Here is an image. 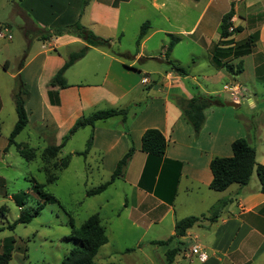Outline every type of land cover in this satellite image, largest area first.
I'll return each instance as SVG.
<instances>
[{
    "label": "crops",
    "instance_id": "crops-1",
    "mask_svg": "<svg viewBox=\"0 0 264 264\" xmlns=\"http://www.w3.org/2000/svg\"><path fill=\"white\" fill-rule=\"evenodd\" d=\"M59 1L20 0L19 9L21 12L30 13L38 26L46 28L50 26V21H44L41 16L42 12L47 13L46 7L52 8L55 5L54 7L63 9L61 11L50 9V14L54 16V22L60 20L63 12L65 14V10L71 8L73 21L65 23L62 27L79 22L94 34L101 36L97 29L110 30L109 32H114L117 29L120 3H126V0H88V3L86 5L84 3L81 8L85 0H64V7L60 6L62 2L60 4ZM243 1L235 0L234 2ZM250 1L247 7L259 6L257 13L250 16L252 18L262 16L257 26L258 36L255 46H259L257 48L258 55H263V58H252L253 66L251 65L254 77L257 79L258 72L261 70L262 74L264 71V0ZM233 23L232 21V25ZM31 24L34 23L31 21ZM41 43L42 51L36 49L30 57H27L29 59L23 62V66L18 70V75L25 84H27L25 78H30L32 74L36 79L44 78L45 93L49 90L57 91L55 88H50L48 82L68 55L79 50L84 46V43L73 35L66 38L63 36L51 37ZM43 44H47V48ZM51 51L55 52L53 53L55 56H51ZM148 59L150 58H143L141 52H138L133 57V62L126 67L125 63L120 58L113 56L110 51L90 48L87 54L69 69L78 65L77 72L95 76L102 81L99 85L94 86L99 87L97 100L91 102L88 94L84 95L85 88H74L79 83L72 84L68 80L69 69H67L64 77L69 87L58 90L60 105L59 107L49 106V112H52L55 118L60 115L56 112H67L66 117L68 118L64 120V124L69 130L76 120L85 116L83 110L86 108V110H93L92 103L97 101L103 103L100 110L109 108L127 110L124 119L116 116L98 121L93 127H85L90 129L89 136L92 135V141L87 155L79 157H82L83 160L91 158L96 162V168L103 167L110 179L117 162L130 149H133L122 176L112 183L121 181L123 185L127 186L128 191L124 194L120 206L114 211L111 210V216L122 224V229L128 235L131 232L136 233L137 242L135 245L137 249L147 246L150 254L154 256V259H150L149 264H167L166 252L177 247L178 242L182 244L180 247L183 246L184 241H188V249L192 244L197 243L207 252L208 259L204 262H199L192 257L199 264H264V194L259 191L258 180L251 182L255 172L246 186L240 187L237 184H232L222 192H216L209 188L212 180L210 161L214 157H230L232 155L231 143L236 139L244 138L255 149L256 162L264 166V109H262L264 102L256 100V94L248 92L245 90V86L241 85L242 77L246 73L244 58L224 59L231 63L243 62V71L239 76L232 77L218 67H215V71L211 72L208 78L214 83L216 82L215 84L225 79L221 90H207L203 93L198 84L194 83V77L191 82L188 74L180 76L165 68L162 72L155 73L156 81L154 85L150 86V89H153L152 92L140 94L138 99L132 98V100L124 102L126 96L136 90L138 82L141 84V80L123 87L120 84V79L127 77V73L130 72L137 74H140V70H143L141 73L147 72L146 66L139 68V71L134 68L136 62H142L145 65ZM33 71L34 73L29 74ZM144 75L146 76H142L143 78H148L147 73ZM144 86L149 87V85ZM224 87L232 90L234 95H231ZM42 89L44 88L39 86L40 93ZM71 90L76 91L77 94L74 96L75 99L71 97L68 100L65 93ZM221 92L228 95L224 102H235L238 107H226L221 101L209 107L204 111L203 126L195 135L192 127L183 118L176 101L189 100L196 94H214L212 96L219 98ZM243 100L246 101L245 109L250 112H233V110L241 109ZM64 101L67 108L61 111L64 109ZM95 111L97 110L95 109L91 113ZM253 111L258 112L251 113ZM50 116L54 119L53 115ZM30 122L28 119L27 124ZM248 126L251 127L249 131L247 130ZM147 129H157L166 140L165 154L158 165L152 161L147 165V155L141 152V136ZM250 134L253 135L250 136ZM82 151L71 150L69 152L70 161L74 156H77L76 153ZM176 162L180 163V168L173 198L174 176L178 169ZM153 167L157 170L153 171ZM224 200L229 202L222 208L214 221L204 218L186 231L183 238L172 239L166 245L154 243L171 238L174 235V224L177 220L189 216H205L207 218L210 209ZM39 202L41 203L40 199ZM96 214L99 215L102 222L101 207L98 208ZM196 229L205 233L204 241H201L203 237ZM2 242H0V249ZM108 246L112 247L109 249L114 251L113 254L120 253V251H116L109 239L107 244L102 247ZM181 249L179 254L184 257L185 249L183 247ZM127 250L134 251L128 248L124 252L130 253ZM13 253L10 262L13 259ZM97 255L98 252L95 259ZM178 256H175L173 264H177Z\"/></svg>",
    "mask_w": 264,
    "mask_h": 264
},
{
    "label": "rangeland",
    "instance_id": "rangeland-1",
    "mask_svg": "<svg viewBox=\"0 0 264 264\" xmlns=\"http://www.w3.org/2000/svg\"><path fill=\"white\" fill-rule=\"evenodd\" d=\"M234 1L233 9L236 8V11L234 10L232 27L241 28V32L234 33L229 38L233 45L231 51H229L231 48L228 49L227 39L220 40L218 37L221 18L231 8L230 0H126V3H120L117 29L114 32L97 29L101 35L99 37L109 40L111 49L121 56L123 55L120 59L126 67L133 62V57L138 52H141L143 58H150L145 65L142 62L135 63L136 71L146 66L147 72L141 73L143 70H140V74L127 73V77L120 79V84L123 87L130 86L142 80V76H146L144 74L147 73L148 80L151 81L146 85L152 86L156 81L155 73H160L167 68L166 61L168 60L183 68L190 77L189 81L192 82V77H194V83L198 84L203 93L207 90H221L225 79L215 84L216 82L214 83L208 78L211 72L215 71V65L212 63L215 45L218 42L221 43L219 49L225 50L227 53L225 58H235V50L239 49L238 45L245 43L250 35L256 36L257 26L262 18L259 16L260 18L254 17V19L250 16L257 13L259 7H247L250 0L236 3ZM59 2L60 4L62 2L61 5L59 4L60 6H65L64 0ZM84 3L86 5L88 0L83 2L81 8ZM54 6L46 7L47 13L42 12L43 20L50 21V26L41 28L32 19L30 13L20 11V0H0V32L2 34L0 37V207L5 208L3 214L0 215V226L4 227L0 232V242L5 239L15 240L13 259L10 264H59L69 250L78 245L68 239L71 232L69 221L71 220L75 227H79L101 207V224L105 228L107 242L109 239L116 251H120V253L113 254L114 251L109 249L112 248L111 246L102 247L99 249L96 259L94 258V262L96 264H149L150 259H154V256L150 254L147 246L137 249L135 245L137 242L136 233L131 232L128 235L122 229V224L111 216V210L114 211L123 202L124 194L128 191L127 186L123 185L121 181H116L107 187L108 189L102 195L86 197L87 190L96 188L109 180V175L104 172L103 167L98 169L96 162L91 158L83 160L79 156H74L69 165L62 170L58 171L53 167L54 163L58 164L67 157L71 150H84L90 129L80 130L67 141L64 140L69 131L64 124V120L68 118L66 117L67 112H56L60 115L55 118L54 114L48 110L49 106L59 107V92L57 90L50 94L49 91L54 90H49V93H45L44 78L36 79L35 76H32L34 71L29 72L32 74L30 78H25L27 84L19 77L28 92L25 111L27 119H30L31 122L15 138V143L26 144L27 148L34 151L35 157L31 161L25 160L19 155L17 147L14 145L5 149L7 138L17 120L13 95L18 87L19 64L21 61L29 59L27 57H30L36 49L42 51L40 49L42 40L36 36V29L52 33L57 29L64 28L62 25L65 23L73 21L70 8L65 10V14L63 12L60 20L54 22V16L50 14V9L53 11L55 9L63 10ZM31 21L36 26L31 24ZM145 22H148L147 33L137 45L141 25ZM62 36L66 38L69 34L63 32ZM172 39L177 42L169 56L166 57L165 49ZM43 45L47 48V44ZM258 47L253 44L252 50L243 56L246 73L242 77L241 85L245 86V90L248 92L255 93L256 100L264 102V71L261 74L260 70L258 74L261 76L258 75L256 79L251 68V65L253 66L252 58H263V55H258ZM50 53H52L51 56H55L53 54L55 52L51 51ZM216 58H218V53ZM78 67L75 65L68 70V80L72 84L79 83L74 88H85L84 95L88 94L91 102L96 101L99 87L94 86L99 85L102 81L95 76L77 72ZM138 83L136 90L127 95L124 102L130 101L132 98L138 99L140 94L153 91L150 87ZM39 86L44 88L41 93ZM243 93L245 94V92ZM76 94V91L71 90L67 91L65 96L70 100L71 97L75 99ZM230 94L234 95V92ZM219 95L218 99L221 103H224L228 98L226 93L221 92ZM102 104L98 101L92 103L93 110H86V108L83 110V114L86 116L95 109L100 110ZM63 105L64 109L61 111L67 108L65 101ZM245 108L246 101L243 100L241 109H238L240 111L236 109L233 112H250ZM257 112L251 113L256 114ZM50 115H53L54 119ZM247 130H251V127L248 126ZM252 135L250 134V136ZM60 144L64 146L55 158L48 160L42 158L44 149ZM50 176L55 177L51 183L47 182ZM256 181L257 177L254 174L251 182ZM34 182L42 185L43 192L54 197L56 202H48L38 209L37 216L30 223L18 224L13 230L6 229V226L11 225L19 215L18 207L12 198L14 195L24 194V209L32 211L39 206V198L32 190ZM196 231L203 237L201 241H204L205 233L200 229H196ZM188 245V241H184L183 246L180 247V249L183 247L185 252L184 257L177 254L179 255L177 264H199L193 258H186L185 253L188 250ZM128 248L134 251L124 252Z\"/></svg>",
    "mask_w": 264,
    "mask_h": 264
},
{
    "label": "trees",
    "instance_id": "trees-1",
    "mask_svg": "<svg viewBox=\"0 0 264 264\" xmlns=\"http://www.w3.org/2000/svg\"><path fill=\"white\" fill-rule=\"evenodd\" d=\"M230 10L224 14L220 21L219 33L218 37L220 40L228 41V49L232 50L233 45L231 44L232 40L229 39L234 33H240L241 28L232 27V18L235 15L233 9V1L230 0ZM148 22H145L141 25L140 32L137 39V45L140 44L142 39L145 37L147 33ZM63 32L73 35L77 39L83 41L84 46H82L79 50L72 52L68 55L67 59L64 61L62 66L58 69L55 75L48 82V86L50 88H55L57 90L66 89L69 85L66 82L64 77L65 72L69 69L75 62L82 59L90 48H100L103 50H108L110 53L117 57L122 58L119 53H116L111 49V44L109 40L103 39L98 35H95L91 30L81 25L79 22H75L70 26H66L62 29H57L56 32H44L42 30H37L36 36L40 38L42 41H47L51 37H59L62 36ZM256 36L250 35L245 43H241L238 45L239 49L235 50V58H243L245 54H248L253 47V44L257 41ZM177 40L172 39L171 42L165 49V56L168 57L170 51ZM221 43L216 44L213 49V58L212 63L215 67L223 69L227 74L232 77L239 76L243 71V62L238 61L236 63H231L229 60H224L227 53L221 51L219 49ZM246 45V46H245ZM245 46V47H242ZM245 50H244V49ZM218 53V58H216V54ZM127 56H129L127 54ZM234 58H231V60ZM167 60V58H166ZM23 62L21 61L19 64V69L23 66ZM167 62V68L170 71L180 75L187 76V72L178 66H176L171 61ZM18 87L17 91L13 95L14 109L16 113L17 120L7 138V148L11 145L17 147V151L19 155L27 161H31L34 159L35 154L32 149L27 148L26 144H16L15 138L25 129L28 123L27 114L25 111V103L28 96V92L21 82L19 75H17ZM150 87V86H149ZM50 94L56 91H49ZM48 92V93H49ZM219 99L216 96L206 95V94H196L189 100H177L176 105L183 118L187 121V123L192 127L195 135L199 133L201 130L205 115L204 111L209 107L218 104ZM127 110L126 109H114L109 108L105 110H97L88 116H84L75 121L72 127L68 131V135L65 136L64 140H68L75 132L79 129H83L85 127H93L94 124L98 121H104L116 116L124 119L126 117ZM92 135H90L86 141L85 148L82 152L76 153L77 156H86L91 145ZM63 144L57 146H49L43 150L42 158L44 160H48L50 158H55L60 152ZM6 148V149H7ZM166 150V140L164 136L157 129H147L141 136V152L147 155V165L150 162H156L158 165L164 157ZM133 149H130L116 164L110 179L103 184L99 185L96 188H92L85 192L87 197H93L103 193L108 186H110L115 180L119 179L122 176L125 165L128 162V159L132 153ZM231 152L232 155L230 157H214L210 161L209 168L212 175V180L209 184V188L216 192H222L227 189L232 184H237L240 187L246 186L249 184L251 180V176L253 172L257 177L260 193L264 194V166L258 164L255 160V149L249 145V143L244 138H239L234 140L231 143ZM70 155L62 159L58 164H53V167L58 171L66 168L69 165ZM178 167L176 174L174 176V184H173V198L175 194V186L178 182L179 177V168L180 163H175ZM156 171L157 169L153 167ZM55 180V177L50 176L47 182L51 183ZM43 186L37 183H33L32 190L35 195L41 200V203L37 207V209L29 211L24 209L25 206V196L23 193L14 195L12 198L16 206L19 208V215L17 219L11 224L7 225L6 229L13 230L14 227L18 224H28L34 219L38 214V209H41L46 203L56 202L55 198L46 194L42 190ZM229 201H221L214 205L210 211L209 216L206 218L205 216L200 217H186L180 220H177L174 224V235L167 239L166 241H158L154 242L158 245H166L172 239L175 238H183L186 234V231L191 229L193 226L197 225L204 218L208 219V221H214L223 207L227 205ZM4 207H0V212L4 211ZM70 227L71 232L68 239L73 240L78 245L73 246L69 252L62 258L59 264H96L94 262V257L99 251V249L107 243V237L105 233V228L101 224V219L98 214H92L89 216L82 225L79 227H75L71 221ZM4 229V227L0 226V232ZM15 240L13 239H5L2 242L0 249V264H9L11 260V254L14 250ZM180 242H178L177 247L172 250L166 252L165 257L167 264H172L175 256L180 252ZM131 250H127L130 252Z\"/></svg>",
    "mask_w": 264,
    "mask_h": 264
},
{
    "label": "built area",
    "instance_id": "built-area-1",
    "mask_svg": "<svg viewBox=\"0 0 264 264\" xmlns=\"http://www.w3.org/2000/svg\"><path fill=\"white\" fill-rule=\"evenodd\" d=\"M0 37H2L1 32H0ZM141 83L143 85L149 84L148 78H142ZM224 89L230 93H233V91L228 89L227 87H224ZM185 256L188 259L194 257L199 262H204L208 259V254L205 251V249L197 243L192 244V246L186 251Z\"/></svg>",
    "mask_w": 264,
    "mask_h": 264
},
{
    "label": "water",
    "instance_id": "water-1",
    "mask_svg": "<svg viewBox=\"0 0 264 264\" xmlns=\"http://www.w3.org/2000/svg\"><path fill=\"white\" fill-rule=\"evenodd\" d=\"M226 107H232V108H237L238 107V104L237 103H235V102H224L223 103Z\"/></svg>",
    "mask_w": 264,
    "mask_h": 264
}]
</instances>
